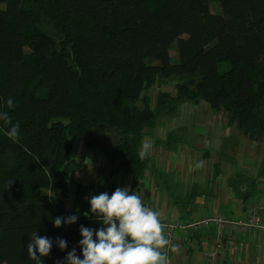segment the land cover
Here are the masks:
<instances>
[{"label": "trees", "instance_id": "1", "mask_svg": "<svg viewBox=\"0 0 264 264\" xmlns=\"http://www.w3.org/2000/svg\"><path fill=\"white\" fill-rule=\"evenodd\" d=\"M170 83L175 95L158 93L151 109L148 91ZM201 102L250 143L264 141V0H0V111L20 123L13 143L0 121V264H33L34 230L68 244L54 243L44 264L73 247L79 255V227L96 229L84 215L88 199L111 195L113 175L128 176L138 195L149 168L139 157L146 130L175 105ZM70 140L104 157L103 181L74 180ZM77 209L75 224L53 227Z\"/></svg>", "mask_w": 264, "mask_h": 264}, {"label": "rangeland", "instance_id": "2", "mask_svg": "<svg viewBox=\"0 0 264 264\" xmlns=\"http://www.w3.org/2000/svg\"><path fill=\"white\" fill-rule=\"evenodd\" d=\"M216 4V5H215ZM219 3L210 2V11L213 14H218L220 11ZM176 43L172 44L171 47H169V61L171 64H177L178 63V56L176 51ZM156 62V61H155ZM154 62V63H155ZM220 70H222L220 68ZM219 70V71H220ZM158 93H168L171 96L175 95V89L174 85L172 83L164 84V85H154L149 91H148V98H150V108H155L156 105V98ZM156 97V98H155ZM207 104L204 102H201L199 105H192L189 103H181L175 105L173 108L169 110L167 115L163 118H159L157 125L152 130H146L144 135V143L147 141L149 144L152 142V151H155L156 141H160L161 146L164 149H173L175 153H171L168 155L169 157L168 162L170 160V165L173 167L175 165H179L183 161V167H189V174L186 176L183 175L182 172H178V174L172 173L171 176L164 172H159L153 177H148L147 179H144L143 181V194L142 198H146L147 201H142V203H151L155 202L157 196H160L163 203L162 205L164 208H167L172 211L171 205H168L166 202L168 200H171L173 203L176 202V213L180 212L181 215H187L192 216V214L199 213V217L194 218L193 220H189L188 223L192 222H206L211 221L214 225H219L220 218L218 217L226 215L229 217L235 216L230 211L229 208L219 206L221 211H213V208L211 205H213V200L215 198L214 192L209 193L206 188L208 185V182H210L211 177L214 176V172L216 171L215 168H219L220 172L222 173V179L221 184L219 185L218 182L212 184V188L218 190L217 194H223V197L225 196V199L227 196L233 199V201H241L243 199V195H247V191L245 192H238L237 188L238 185L241 182H238V178H236L233 182L229 184V187H222V181L225 179L230 173H234L235 171H240L244 173H247L248 175H252L255 177L257 172L264 173V141L253 144L248 141V139H244L240 134L230 132L231 128H226V121H222L224 117H226L225 114L220 113L216 114L212 112L209 108H207ZM214 118L216 120H214ZM225 119V118H224ZM207 128L213 129L215 132V135L213 136L212 133H210V136H206ZM173 136H169L171 134ZM172 138L171 143H167V139ZM162 140V141H161ZM72 147L73 156L76 157L77 151L81 150L82 152L86 153H92L87 152L84 150L82 143L70 140L69 141ZM214 146V147H213ZM198 148V149H197ZM183 150H189V154L184 155L181 153ZM219 150V151H218ZM216 151V152H214ZM214 152V153H213ZM95 153V152H94ZM210 153H213L210 155ZM104 158L102 155L96 153L95 157ZM152 153L148 152L146 155V160L149 162V171H156L151 168L152 163ZM221 159L222 162L219 163V166L215 163L216 160ZM95 165H90L89 168H86L85 165L88 164V162H85V159L83 158L81 161L78 160V164L81 167V171H79L76 176H73L74 180L80 183L88 184L90 182H96L98 178L95 177L94 180L96 181H90L93 179V174L97 170V166H101V162L98 163V158H94ZM209 160L205 163V167L203 168V161ZM230 160V161H229ZM202 162L201 167H197V164ZM230 167L228 169V166ZM105 171L108 170L107 166H103L102 168ZM202 169H205L209 172V179L207 177V173H203ZM238 169V170H237ZM147 173V174H148ZM240 174V173H239ZM145 177V175H144ZM106 178V177H105ZM103 181V180H102ZM156 184L160 185V188H156ZM191 186L194 188L192 189V193H190ZM225 191V192H224ZM146 192V194H145ZM190 194L192 196H190ZM139 195V193H138ZM164 195V196H163ZM216 195V194H215ZM93 196V194H92ZM248 196V195H247ZM254 197L257 196V193L253 195ZM210 204V206H208ZM155 206V205H154ZM254 206V207H253ZM65 208L66 210H73L75 206L72 204L71 200H65ZM156 208V207H155ZM154 209L156 212L157 209ZM262 210V208L258 207V204L251 205V213L249 214L248 218L252 215H256L257 212ZM222 211L225 213L223 214ZM214 212V213H213ZM174 213V214H176ZM209 213H212L213 215H210ZM174 214H164L162 216V219L159 217L161 222H165L163 231L164 233L167 232V229L169 228L171 230V226L169 225L170 222L176 221L179 217H177ZM202 214H208L209 216H206L204 218L202 217ZM238 214V213H237ZM176 216V217H175ZM94 217L88 216L86 217L87 221L92 220ZM187 217H183L181 221H185ZM224 218H226L224 216ZM247 217L243 219H239L241 221L240 228L244 229L247 228L252 221L249 220ZM260 218V217H259ZM238 221V220H236ZM256 221H259L255 219L253 222L256 223ZM182 222V223H183ZM259 223V222H258ZM257 223V224H258ZM93 224V223H92ZM94 225V224H93ZM169 225V227L166 229L165 226ZM259 225V224H258ZM95 226V225H94ZM261 227H264L263 225ZM237 227L232 228V230H227V233L234 232L236 234H242L241 231H237ZM257 231L260 235H263L262 232L251 229L250 231L245 232L246 234H249V232ZM179 233V240L182 242L181 252H184L183 255H180L177 258L178 261L182 264H187V251L190 249V241L183 240V232L177 231ZM197 233L193 235H197ZM191 237V235L189 236ZM176 246V245H175ZM230 247V244L227 245ZM188 248V249H186ZM187 250V251H185ZM162 251V250H161ZM223 251V250H222ZM172 252V251H171ZM168 255H170V253ZM221 252V251H220ZM219 252V254H220ZM225 252V251H223ZM183 259V260H181ZM201 260L205 264V257H201Z\"/></svg>", "mask_w": 264, "mask_h": 264}, {"label": "clouds", "instance_id": "3", "mask_svg": "<svg viewBox=\"0 0 264 264\" xmlns=\"http://www.w3.org/2000/svg\"><path fill=\"white\" fill-rule=\"evenodd\" d=\"M6 104L8 108L15 107L11 97ZM0 121L10 126L5 135L13 143L19 142L20 123H13L11 116L2 111ZM150 147L147 141L143 143L140 159L146 157ZM201 166L202 162L197 164V167ZM45 171L52 178L50 171ZM88 204L90 211L84 214L85 217H94L100 227L93 229L81 225L78 229L81 239L77 245L80 254L73 247L56 264H168L167 253L161 251L169 244L164 235V226L159 214L144 206L141 195L133 194L127 186L116 187L111 195L101 192L91 196ZM79 219L77 209L71 215L55 217L52 223L54 228L59 229L73 225ZM54 243L60 251L68 247L65 239L57 237L53 241L47 236L38 235L34 230L26 245L28 260L33 264H44V258L50 256ZM177 250L178 246L173 245L171 251Z\"/></svg>", "mask_w": 264, "mask_h": 264}, {"label": "crops", "instance_id": "4", "mask_svg": "<svg viewBox=\"0 0 264 264\" xmlns=\"http://www.w3.org/2000/svg\"><path fill=\"white\" fill-rule=\"evenodd\" d=\"M225 118V119H224ZM222 119V121H226L227 122V118L224 117ZM214 120H216L214 118ZM225 129H228L227 126ZM235 129L232 127L230 132H234ZM206 136H210V133H212V135H215L214 130L211 128H207V131L205 132ZM237 133V132H236ZM145 139V138H144ZM144 139L142 141L141 147H139V153L141 151L142 145L144 143ZM162 141V140H161ZM255 144V143H254ZM257 144V143H256ZM150 145L152 146V142L150 143ZM156 145L155 146V151H152V147H150L147 151L152 153V163H151V168L153 170H156L155 172L153 171H146L145 172V177L144 179H147L149 176L153 177V175L155 176L158 172L157 171H161L164 172L166 174H168L169 176L172 175V173L174 174H178V172H182L183 175H187L189 174V167H183V161L181 164L179 165H175V166H171L170 165V160L168 162V155H170L171 153H175L173 151V149L169 150L164 149L163 147H160V141H156ZM214 147V146H213ZM198 149V148H197ZM219 151V150H218ZM216 152V151H214ZM213 152V153H214ZM181 153H185L189 154V150H183ZM213 153H210V155H212ZM96 153H86V152H82L81 150L77 151V155H76V162H78V160H82L83 158L85 159V162L87 161L88 164L85 165L86 168H89L90 165H95V160L94 158H98V163H102L101 166L98 165L97 166V170L94 174H93V179H91L90 181H96L94 180L95 177H97V180H104L105 177L108 175L109 170L105 171L103 169H99L102 168L103 166L106 165V161L104 158H100L99 155L98 157H95ZM218 160H216V164L219 166V163L222 162V160L219 158H217ZM209 160L203 161L207 162ZM230 161V160H229ZM107 166V165H106ZM205 163L203 165V168L205 167ZM228 166V165H227ZM230 167L228 166V169ZM238 170V169H237ZM80 171H81V167H80ZM203 173H207V177L209 179V172L205 169H202ZM148 173V174H147ZM240 173V174H239ZM146 175H148V177H146ZM236 178H238V182H241L238 185L237 188V193L238 192H245L248 189V193L247 195H243V199L239 202L237 201H233L232 198H230L229 196H227V198L225 199V196L223 197L224 193H218V190L214 189V187L212 188L211 182L212 184L220 182L218 183L219 185L221 184V179H222V173L219 170V175L217 176L216 179H214V176L211 177L212 180H210V182H208L207 188L206 190L209 193H215L214 196V200H213V211H221L219 206H223L226 208H229L230 211L233 213L232 217L226 216L224 215L227 219H243L245 217L248 218L249 214L251 213V205L253 204H258L262 207H264V173H260L257 172V174L254 176L252 175H248L247 173L240 172V171H235L234 173H230L225 179H223L222 181H224V183H222V187H229V184L231 182H233ZM144 181V180H143ZM218 181V182H217ZM251 181H256V185L254 186V190H252V187L250 186V182ZM112 184H114L117 187H129L130 184V178L128 176L125 175H113L111 176V181ZM156 188H160L159 184H156ZM194 188V186L190 188V193L192 194V189ZM225 190V188H224ZM143 188L141 189V191L139 192V195L142 196L143 194ZM225 192V191H224ZM257 193V196L254 197L253 195ZM146 194V192H145ZM164 196V195H163ZM142 201H147L146 198H142ZM151 203V201H150ZM163 201L161 199L160 196H157L155 202H152L151 204L155 205V209L156 212L159 214V217L162 219V216L164 214H174L176 213V202H172L171 200H168L166 203L168 205H171L172 211L164 208V206L162 205ZM210 206V204L208 205ZM254 207V206H253ZM213 212V213H214ZM223 214H225L222 211ZM238 213V214H237ZM210 215H213L212 213H209ZM177 217H179L177 220H181L183 219V217H187L185 221H189V220H193L196 217H199V213L197 212L196 214H192V216H187V215H181L180 212L174 214ZM175 216V217H176ZM206 216H209L208 214H202L201 218H204ZM264 216V215H263ZM188 241H190V249L187 251V255L185 260L187 259V264H204L203 261L201 260V257L204 258V254L205 253H212L215 252L216 250H218L220 252H217V256L216 259L214 261H212L211 263H209V261L205 260V264H264V235H260L259 233H257L256 231H252L249 232V234H236L234 232H224L222 233L221 237L215 235V233L213 231H206V232H202V233H198L197 235H193L191 237L188 238ZM230 244V247H228L227 245ZM188 249V248H187ZM225 252H223V251ZM163 251V250H162ZM179 250H177L176 252H171L170 255L168 256V264H182L180 263V261L177 260L176 257L183 255L184 252H181ZM183 260V259H181Z\"/></svg>", "mask_w": 264, "mask_h": 264}, {"label": "built area", "instance_id": "5", "mask_svg": "<svg viewBox=\"0 0 264 264\" xmlns=\"http://www.w3.org/2000/svg\"><path fill=\"white\" fill-rule=\"evenodd\" d=\"M144 206L154 211L153 208H155V206L153 204L144 203ZM258 207L262 208L263 212L261 210H259L256 215L250 216L248 218L249 220H247V221H252V223H250V225H248L247 228H244V229L240 228L241 221H239V219H237L238 221L228 220L227 218H224V215L218 216L220 218L219 225H214L211 221H206L203 223H201L202 221L188 223L189 221L183 222L181 220H177L174 222H170L169 225L171 226V230L168 228L169 225H166L165 228L166 229L168 228V229H167V232L164 233L166 239H168V241H169V244L162 250H163V252L167 253V255H168L169 252H171L172 246L176 245V246H178L179 251H183V250L179 249L182 246V242H181V240H179L180 236H179V233L177 231L183 232V235H184L183 240H185V242L188 241V238L190 235H193L197 232L202 233V232H206L207 230H211L217 236L221 237L222 233L227 232V230H229V229L232 230V228H234V227H237L238 229H236V230L241 231L242 234H246L245 232L250 231L251 229H255V230L262 232L264 235V227H261L262 225L264 226V216H263L264 215V207H262L260 205H258ZM255 219H257L259 221H256V223H254L253 221ZM90 223H93L96 228L100 227L99 223L96 222L94 218L92 220H90ZM161 224L164 226V224H166V223L161 222ZM217 252H219V251L216 250L215 252H212V253H206L204 256H206L207 259H209V260H213L216 258Z\"/></svg>", "mask_w": 264, "mask_h": 264}]
</instances>
